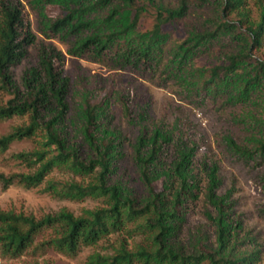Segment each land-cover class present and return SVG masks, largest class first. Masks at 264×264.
Here are the masks:
<instances>
[{
  "label": "trees",
  "instance_id": "1",
  "mask_svg": "<svg viewBox=\"0 0 264 264\" xmlns=\"http://www.w3.org/2000/svg\"><path fill=\"white\" fill-rule=\"evenodd\" d=\"M204 1V0H202ZM37 9L40 29L47 37H57L74 56L94 60L109 59L122 68L160 70L165 78L175 80L188 96L202 100L225 97V103L250 101L264 92V60L252 54L264 36V2L259 0L258 21L249 18L245 0H220L222 13L208 18L210 28L191 30L181 42L165 49L170 38L167 24L184 15L186 4L169 8L155 0H28ZM155 7L151 12V8ZM51 11H56L52 13ZM152 13L153 24L140 29L139 21ZM224 38L240 42L242 47L227 53L221 63L196 66L193 59L210 52L214 43ZM34 40L21 7L17 2L0 1V92L10 97L0 104V122L13 116L24 118L21 124L0 136V151L13 140L38 137V147L15 154L29 172L0 173L4 185L18 183L30 188L41 184L54 167H64L82 176L87 183L50 180L47 190L71 199L87 196L105 198V205L84 209L79 215L61 210L38 220L31 216L0 210V247L3 253L16 256L29 247L43 227L52 228L54 237L47 243L73 255L81 246L93 245L112 232L132 230L147 233L148 245L130 251L121 246L116 253L89 256L88 264H251L254 254L238 253L230 245L236 226L229 218L230 202L216 194L220 180L217 167L207 171L206 200L217 214L209 215L216 226L217 246L211 249L197 239L193 250L183 251L173 239L185 220L187 202L195 200L200 179L192 169L195 146L175 139L172 132L155 128L141 132L133 147V160L147 190L138 203L136 197L119 183H110L120 146L119 135L105 119L106 98L92 102L83 97L79 110V132L91 153L81 156L79 146L69 142L62 127L68 110V77L58 67L59 53L53 48H39V66L28 68L22 76L21 90L12 78L11 67L26 54ZM264 126L262 135L251 137V147L241 146L231 136L225 144L236 155L264 160ZM174 144L176 157L164 166L161 154Z\"/></svg>",
  "mask_w": 264,
  "mask_h": 264
},
{
  "label": "rangeland",
  "instance_id": "2",
  "mask_svg": "<svg viewBox=\"0 0 264 264\" xmlns=\"http://www.w3.org/2000/svg\"><path fill=\"white\" fill-rule=\"evenodd\" d=\"M5 1L19 4L29 30L34 35L25 56L11 67L12 78L23 90L24 72L30 67L39 66V48L46 46L59 53L58 67L69 81L66 94L68 110L62 127L68 141L79 146L81 156L86 157L91 153L79 132L82 121L78 112L82 99L88 97L95 102L105 97L107 106L104 121L115 130L120 139L119 152L109 182L119 183L141 203L147 196V190L133 160L136 139L141 132L149 135L155 128L172 132L175 139L184 140L187 146H195L192 169L199 177L201 186L198 197L187 202L185 220L173 239L174 244L189 252L193 250L197 239H201L212 250L216 248V226L209 215L215 216L217 211L205 196L207 171L215 165L220 180L216 194L224 196L231 203L229 218L236 226L230 245L238 253L254 254L255 259L251 264H264V160L258 157H239L223 139L228 135L239 145L251 147V137L262 135L264 92L253 95L246 103L238 104H227L222 96L199 100L188 96L182 86L173 79L165 78L160 70L122 68L109 59L94 60L86 56L70 55L64 41L42 33L39 13L28 0ZM138 1L147 3V0ZM182 1L186 4L185 13L174 23L167 24L166 28L171 34L165 49L181 42L191 30L210 28L206 19L219 17L222 13L220 0H155V4L176 8ZM154 9L155 7L151 8V12ZM245 9L251 20H259V0H245ZM153 21L152 13L146 14L140 19L139 28L148 29ZM239 43L224 38L214 43L210 52L194 58L193 63L196 66L221 63L227 53L242 47ZM252 54L264 60V36L260 46L252 47ZM9 97L0 92V104ZM23 121L24 118L13 116L0 122V136ZM37 141L38 137L13 140L5 150L0 151V173L8 176L12 173L29 172L30 167L15 157V154L35 149L39 146ZM175 157L174 144L170 143L163 150L161 161L164 166H170ZM50 180L85 184L90 181V177L76 174L64 167H54L44 181L35 187L27 188L18 183L6 186L0 182V210L38 220L61 210L79 215L84 209L106 204L102 196H87L77 200L53 194L47 190ZM137 221H141V218ZM136 222L127 224L129 232H112L93 245L81 246L73 255L47 243L54 237V232L52 228L43 227L35 234L31 245L16 256L3 253L0 247V264H88L89 256L94 253L111 255L121 246L134 251L138 245L149 244L147 233L132 230ZM202 264L210 263L204 261Z\"/></svg>",
  "mask_w": 264,
  "mask_h": 264
}]
</instances>
